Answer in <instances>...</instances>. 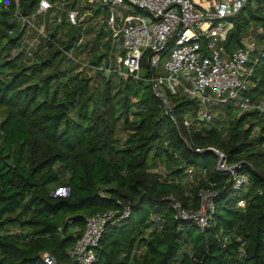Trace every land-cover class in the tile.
<instances>
[{
  "label": "trees",
  "instance_id": "16d2710c",
  "mask_svg": "<svg viewBox=\"0 0 264 264\" xmlns=\"http://www.w3.org/2000/svg\"><path fill=\"white\" fill-rule=\"evenodd\" d=\"M6 1L0 3L1 52L20 48L24 35L14 0ZM38 1L19 0L18 7L29 4V12ZM249 2L230 19L228 51L242 45L249 23L244 11L264 26V16L252 13ZM78 36L62 37L59 44L71 48ZM41 46L33 58L18 50L0 63L7 69L0 71V264H47L45 256L78 264L67 250L86 218L124 205L130 215L106 225L92 264H264V119L257 111L234 117L222 136L214 119L187 128L182 120L193 116L196 101L174 97L165 113L147 81L61 69L62 51L52 41ZM253 54L248 92L258 98L264 95V49L256 44ZM106 55L94 53L90 62L99 65ZM140 74H150L144 56ZM208 146L223 151L247 183L233 189L230 173L216 169ZM160 164L165 174L157 171ZM188 168L196 177L192 184L182 181ZM57 187H67L68 194H52ZM201 188L216 192L204 230L175 219L165 198L173 194L186 209H197ZM12 226L17 232L9 231Z\"/></svg>",
  "mask_w": 264,
  "mask_h": 264
},
{
  "label": "built area",
  "instance_id": "2783aa9c",
  "mask_svg": "<svg viewBox=\"0 0 264 264\" xmlns=\"http://www.w3.org/2000/svg\"><path fill=\"white\" fill-rule=\"evenodd\" d=\"M249 1L219 0L210 8H202L193 0H39L33 10L34 16L30 17L28 11L22 14V9L18 7L19 0H14L15 14L23 20L21 26L24 27V33L26 27L28 32L32 31L29 37L21 41V45L27 43L20 47L27 57H34L41 42L52 41L65 59L76 64L80 70L86 68L121 79L147 81L165 113L172 108L171 99L174 97L184 96L196 101L197 108L192 118L198 123L209 120L213 105L226 103L242 111L255 110L264 119V95L254 98L248 92L253 84L254 64L251 54L256 49L255 36L244 37L242 45L230 51L224 44L228 32L233 28L230 19ZM93 4L108 12L106 17L100 19V23L107 33L109 50L99 65L78 59L72 49H64L54 42L56 35L50 25L46 26L45 23L38 28L32 20L42 15L54 19L49 18L55 22V26L66 21L70 26L84 27L86 23H91L90 7ZM51 11H58L59 15L53 18L49 16ZM85 14H89V17L80 21ZM83 27L80 28L75 46L83 44ZM31 34L35 35L32 39ZM119 48L121 53H118ZM143 56L150 69L146 77L140 74ZM182 123L188 128L191 120L185 116ZM207 149L217 156L216 169L230 173L233 189L247 183V175L237 171V165H228L223 151L212 146ZM194 150L202 151L201 148ZM185 173L192 178L194 170L188 168ZM198 195L200 205L193 210L183 207L173 194L165 198L170 203L175 219L191 221L204 230L209 226L214 211L216 192L201 188ZM237 204L242 206L244 201L240 199ZM129 215L130 207L124 205L120 209L105 210L87 217L83 233L67 250L68 258L78 264H92L106 225L118 223ZM151 219L160 221L154 216ZM225 243L226 238L222 245ZM44 261L56 264L48 256L44 257Z\"/></svg>",
  "mask_w": 264,
  "mask_h": 264
},
{
  "label": "rangeland",
  "instance_id": "374dc122",
  "mask_svg": "<svg viewBox=\"0 0 264 264\" xmlns=\"http://www.w3.org/2000/svg\"><path fill=\"white\" fill-rule=\"evenodd\" d=\"M1 1H6V0H0V3ZM8 1H6L4 4L7 6ZM250 8L252 9V13L256 14L257 16H264V4L261 3H258L257 0H250ZM259 4L260 7L258 6ZM94 5V4H93ZM255 6H258L259 8L258 9H255ZM91 9V14H92V17L90 19L91 23H86L83 27V25H81V27H83L82 29V32H83V35H84V40H83V44L81 46H75L76 44H74L73 48H68V49H72V53H75L77 51V53H75L76 57L80 60H89L91 59L92 56H94V53L96 55H99L101 54L102 52H106L109 50V46H108V42L106 40V37H107V33L106 31L103 30V26L102 24L100 23V19H103L104 17L107 16L108 12L107 11H104L102 10L98 5H94L93 7H90ZM16 13V9H15V12L14 14ZM28 15L31 17V16H34L33 14V10L29 11ZM59 15L58 11H51L49 16L53 17V18H56L57 16ZM244 15L248 18V25L246 26L245 28V31H244V36L245 35H248V36H256L257 34H259L262 30L264 31V26H262V22L261 20H258V19H255L253 17H251V15L248 13V11H244ZM16 16V14H15ZM17 17V16H16ZM50 18V17H49ZM48 17H43L42 15H38V16H35L34 18H32L33 22L35 23L36 27L40 28L43 24L46 23V26H51V29H56V39L54 40V42H57L59 44V40H62V37H65V39L69 36H72V35H75V36H78L79 33H80V26L76 27V26H70L66 23V21H63L61 24L55 26L53 25L55 22L54 21H51L50 18L49 19ZM17 20L19 21V27L21 26V22L23 21L22 19H18L17 17ZM54 20V19H52ZM50 23V24H49ZM100 29V31H102L101 35H100V38L99 39H94L95 37V34H97L96 32H98ZM23 30H24V27H23ZM30 33H32V31L29 30ZM28 32V29L27 27L25 28V35L22 37L23 40H25L27 37L30 36ZM36 32V31H35ZM55 32V30H54ZM32 37H30V39L34 38L35 35L34 34H31ZM38 40H40V38H38ZM256 41H257V47L258 49L260 50H263L264 49V36L263 37H256ZM25 42V41H24ZM27 43H23L21 46H24L26 45ZM96 44L95 48L92 50L94 53L93 55L90 56V53H88V50L91 51V48L92 46ZM41 46V44H40ZM55 46V45H54ZM20 51V48L18 46H15L13 49L9 50V51H0V63L6 61H10L11 59H13L14 57H16L17 55V51ZM41 50L42 51H45L47 50L45 47L41 46ZM79 50V51H78ZM258 51V50H257ZM118 53H121V48H119L118 50ZM254 53V52H253ZM251 54V58L254 54ZM114 55V53H113ZM256 55V53H255ZM35 56V54H34ZM64 57V55H63ZM27 59V60H26ZM22 60L24 61H29L28 58H22ZM165 60V58H164ZM164 60L162 61V64L164 62ZM114 61L112 62V66H114ZM71 67H76V70L75 71H79L80 69L77 68L78 66H76V64H73L71 61H68L66 59H64V61L62 62L60 68L61 69H65V70H68L70 69ZM6 68H0V71L1 72H4V73H7L6 72ZM80 71H84L88 76H92L94 74L95 71H93L92 69H81ZM74 72V71H73ZM72 71H70V74H73ZM46 73V71L44 72ZM105 74V73H104ZM106 75V74H105ZM41 77V75L39 76ZM113 77H116L115 75H113ZM38 79V76L37 78ZM133 79V78H132ZM254 84H252L253 86ZM212 110V114L209 118L208 121H204V122H209V121H212L213 119L216 120V122L214 123L216 125V128L218 129V132H219V135L222 136L224 135V133L226 132V129L230 123V121L234 118V117H237L239 116L241 113H243V111L239 108V107H236L232 104H230V107H227L226 105H223V104H215L212 106L211 108ZM188 118L191 120V125H195V126H200V123L201 122H196L193 120L192 117H190V114L187 115ZM261 121H264V120H261ZM259 127H260V124L258 123L257 125H254V128H253V133H256L258 130H259ZM166 169L164 168V166L162 164H160L157 168V171L158 172H161L163 174H165V171ZM187 179H182L183 182H187L189 181V183H194V181H196V177H193L190 178V177H187ZM59 188V187H57ZM55 191V190H54ZM18 228L16 226H12L9 231L11 233H14V232H17Z\"/></svg>",
  "mask_w": 264,
  "mask_h": 264
},
{
  "label": "water",
  "instance_id": "95a60500",
  "mask_svg": "<svg viewBox=\"0 0 264 264\" xmlns=\"http://www.w3.org/2000/svg\"><path fill=\"white\" fill-rule=\"evenodd\" d=\"M29 6H30L29 4L24 5V7L22 9V14L25 15ZM87 17H89V14H85L84 16H82L80 21L83 19H87ZM68 191H69V189L67 187H59L55 191H53L52 194H54V195H62V194L66 195V194H68Z\"/></svg>",
  "mask_w": 264,
  "mask_h": 264
},
{
  "label": "crops",
  "instance_id": "0c3cea01",
  "mask_svg": "<svg viewBox=\"0 0 264 264\" xmlns=\"http://www.w3.org/2000/svg\"><path fill=\"white\" fill-rule=\"evenodd\" d=\"M197 6L202 7V8H210L212 7L214 2H217L219 0H193ZM261 3V2H258ZM264 6V5H263ZM97 34H95V36H98V34L100 35L101 31L99 30L98 32H96ZM245 37H248V35H245ZM95 38V37H94ZM256 38V36H255ZM243 41V39H242Z\"/></svg>",
  "mask_w": 264,
  "mask_h": 264
}]
</instances>
